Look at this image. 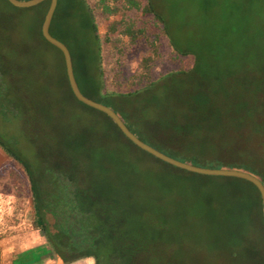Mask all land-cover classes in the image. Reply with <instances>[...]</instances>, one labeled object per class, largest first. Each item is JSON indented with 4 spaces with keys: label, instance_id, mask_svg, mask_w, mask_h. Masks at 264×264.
<instances>
[{
    "label": "trees",
    "instance_id": "1",
    "mask_svg": "<svg viewBox=\"0 0 264 264\" xmlns=\"http://www.w3.org/2000/svg\"><path fill=\"white\" fill-rule=\"evenodd\" d=\"M165 1L94 0L88 4L86 0H56L48 33L67 48L79 92L111 109L137 139L195 167L246 172L264 187V143L245 139L236 130L245 119L254 130L264 128V0H177L198 13L191 9L186 17ZM0 2L8 8H0V153L26 179L30 227L41 237L51 259L60 264L87 259L91 264H199L191 255L200 246L189 251L193 252L189 258L185 256L183 242L176 237L183 232H178L175 218L201 219L211 212L201 205L213 202L217 194L189 200L183 194L187 180L245 185L253 192L264 226L260 197L250 183L196 175L162 163L133 146L105 115L74 99L60 52L39 32L48 0L28 9ZM62 10L66 11L60 17ZM32 11L38 14L29 23L24 17ZM94 14L110 19L103 41L115 35L126 47L143 41L149 48L124 85L118 75L106 83ZM66 17L75 22L79 40L87 43V57L80 44L74 47L57 30ZM145 17L155 33L149 32ZM160 37L166 40L173 60L188 57L191 65L153 79L151 67L158 57ZM45 48L56 55L55 80L61 95L46 103L49 109L55 103L57 111L48 115L41 111L37 117L32 98L48 92L50 85ZM158 90H167L159 93V120L138 126L121 104L141 94L154 99L152 93ZM69 101L80 106L86 118L69 112ZM99 116L112 134L97 128ZM10 124L17 127L16 133ZM113 136L132 149L126 158L117 156L110 146L105 150L93 143L107 145L115 140ZM27 144L30 156L25 153ZM256 239L250 246L241 239L233 246L229 241L217 244L216 256L219 253L222 260L225 254L233 256L235 264H264V254L258 258L264 238ZM203 259L207 262L209 254Z\"/></svg>",
    "mask_w": 264,
    "mask_h": 264
},
{
    "label": "rangeland",
    "instance_id": "2",
    "mask_svg": "<svg viewBox=\"0 0 264 264\" xmlns=\"http://www.w3.org/2000/svg\"><path fill=\"white\" fill-rule=\"evenodd\" d=\"M94 0H86L88 4ZM165 1V0H161ZM175 5L177 12H181L185 17L189 10H187L183 2L166 0ZM180 7L182 9H180ZM0 8L8 9L3 3L0 2ZM179 10V11H178ZM60 12V17L66 11ZM69 12H72L71 10ZM176 13V12H175ZM38 12L32 11L28 13L24 18L27 22H34ZM181 14V15H182ZM199 17H197L198 19ZM149 32L155 33V29L152 26V22L149 21V17L143 18ZM93 21L96 27V33L100 38V59L101 68L103 74L106 76V83L113 77V75L119 76V81L124 85L128 79L136 73L137 65L139 61L149 54V48L139 41L133 46L126 47L123 43H118L115 35H108V41H103L105 36V27L109 23L110 19H106L98 14L93 15ZM149 21V22H148ZM61 25L57 26V30H60L71 40L74 47L76 44H80L82 49L81 53L84 57H87L86 45L79 40L76 35V24L70 18L66 17L61 21ZM192 26L191 23L187 26L186 35L189 36L188 29ZM186 28V27H185ZM185 30V29H184ZM76 42V43H74ZM45 62L44 66L47 70L49 77V90L45 93H40L37 98H32V104L35 106L36 114L39 117V112L43 111L44 115H48V112L57 111L55 103L51 105V109L46 106V103L51 98L61 95V89L59 83L56 82V63L57 58L55 53L49 48H45ZM158 57L151 67V77L154 79L159 75H163L167 72L177 70L178 68H188L191 64L190 58H179L173 60V54L167 46L166 40L160 37L157 46ZM80 62V61H79ZM84 63V61H83ZM86 73L91 76L90 71ZM57 83V85H56ZM122 85V86H123ZM121 86V89L124 87ZM110 87L111 86H107ZM172 88V87H171ZM170 89V88H169ZM159 91V90H158ZM155 91L152 95L155 97L152 99L150 95H139L136 98L130 99L127 102L121 104V108H124L134 116V120L137 121V125H142L148 122H157L159 120V113L162 110L159 93H165L166 91ZM41 103V104H40ZM41 106V107H39ZM168 109V104H166ZM72 114L84 116L86 118L87 113L81 110L80 106L76 105L72 101H69V108ZM159 116V117H158ZM94 118V117H93ZM161 120V119H160ZM236 123V121L234 122ZM97 128L106 130L109 134H112L107 123L99 117H96ZM233 125V123H232ZM71 128L70 125H66V128ZM65 128V127H64ZM74 129V128H73ZM10 130L16 133L17 127L10 124ZM65 130V129H63ZM234 130V126L233 129ZM237 133H240L245 139L246 137L257 143L258 140L264 143V128L256 129L250 128V122L245 119L241 123V128L236 129ZM8 133V129L6 130ZM115 140L110 141L107 145L93 141L105 150L110 147L115 149L116 155H124L125 158L132 152V149L126 145L122 139L113 136ZM264 145V144H263ZM110 146V147H109ZM32 150L31 146L27 144L25 146V153L30 156ZM185 188L183 194L189 200L200 201L204 196L215 192L217 196L213 202L205 201L201 206L208 211L211 208V212H207L201 219L192 220L187 216H179L175 218L178 221V232L182 230L183 234L179 233L176 237L183 242L182 249L185 251V256L193 253L197 246H200V251L195 255L192 254L191 258H194L199 264H235L236 258L228 254L222 255L219 258L217 253V244H221L225 241H229L233 246L236 241L241 239L245 245L250 246L253 244L256 238H264V226L258 214L256 212V203L253 192L250 188L243 184L235 182H216L212 180H187L184 181ZM30 198L26 179L12 161L1 157L0 161V264H59V260H53L48 256V253L44 249L43 241L39 234L30 227ZM214 211V213H213ZM249 215L256 220V223L249 221ZM244 216L247 218L244 220ZM243 217V218H242ZM244 220V221H243ZM209 254V259L206 262V254ZM264 248H260L259 260L263 257ZM231 260V261H230ZM74 264H91V260H83Z\"/></svg>",
    "mask_w": 264,
    "mask_h": 264
},
{
    "label": "water",
    "instance_id": "3",
    "mask_svg": "<svg viewBox=\"0 0 264 264\" xmlns=\"http://www.w3.org/2000/svg\"><path fill=\"white\" fill-rule=\"evenodd\" d=\"M43 1H46V0H26V1L6 0V2L11 7L16 8V9H28V8L34 7L42 3ZM55 6H56V0H48V6L43 15L42 21L40 23L39 32H40L41 37L44 39L46 43L56 48L60 52L62 56V60H63L67 84H68L69 90L72 96L74 97V99L78 103L105 115L108 119H110V121L116 126V128L120 131V133L133 146H135L140 151L150 155L151 157H153L154 159L162 163H165L176 169H179V170H182L188 173L196 174V175L208 176V177L233 178V179H238V180H242L247 183H250L257 190L259 194L261 212H262V215L264 216V187L257 178L249 175L246 172H242L238 170L199 168V167H195V166H192L186 163L176 161L172 158H169L165 156L164 154L158 152L157 150L153 149L152 147L148 146L147 144L143 143L139 139H137L131 132H129V130L124 126V124L119 119V117L111 109L84 97L79 92L77 85L75 83L74 77H73L70 55H69L67 48L61 42H59L58 40L50 36V34L48 33V27H49Z\"/></svg>",
    "mask_w": 264,
    "mask_h": 264
},
{
    "label": "crops",
    "instance_id": "4",
    "mask_svg": "<svg viewBox=\"0 0 264 264\" xmlns=\"http://www.w3.org/2000/svg\"><path fill=\"white\" fill-rule=\"evenodd\" d=\"M3 155L0 153V161H1V157H2ZM59 264H60V262H59Z\"/></svg>",
    "mask_w": 264,
    "mask_h": 264
}]
</instances>
